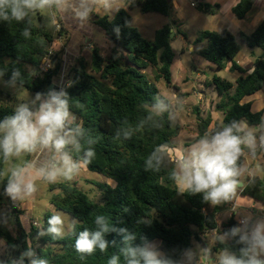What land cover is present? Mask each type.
<instances>
[{
	"label": "trees",
	"instance_id": "1",
	"mask_svg": "<svg viewBox=\"0 0 264 264\" xmlns=\"http://www.w3.org/2000/svg\"><path fill=\"white\" fill-rule=\"evenodd\" d=\"M124 3L125 7L113 17L106 15L95 19L97 26L119 49L115 47L109 56L103 57L93 48L90 60L84 56L77 58L71 70L70 86L66 89L72 97L71 110L92 136L100 137L99 142L94 145L96 156L87 169L98 172L117 184H97L103 192L102 203L92 200L75 183L51 184L52 190H59L51 196V205L78 221L76 232L84 228L94 230L95 217L104 215L117 228L127 227L150 240H159L165 248L189 247L194 242L205 245V237L214 229H219V207L204 204L200 195L179 194L173 182L168 179L171 166L159 173L144 171L146 157L160 144L173 145V140L179 136L180 126L169 122L165 115L162 129L145 130L123 142L113 141L116 130L125 119L135 123L138 117L144 115L140 105L160 95L156 82L164 80L167 85L172 86V64L175 57L169 24L157 30L153 40H147L132 26V16L129 13L130 9L140 6L143 13L169 16L173 11L171 1L124 0ZM216 7L217 5L202 2L198 6L207 14H215ZM251 7V0H240L232 8V14L241 19ZM38 18L41 21L40 15ZM36 25L31 39L26 40L20 35L24 24L0 22V69L7 72L4 79L7 80L11 70L18 67L24 77L22 87L35 93L45 92L52 85L54 77L61 70L67 43L63 39L65 32L62 28L58 34L63 43L53 57V68L32 77L29 73L32 68L36 71L40 69L42 59L49 53L56 36L41 22ZM116 27L120 29L119 38L114 32ZM40 39L46 42L44 47L37 43ZM204 42L207 46L200 49L198 55L219 69L226 68L230 63V72L239 74L235 82L214 76L207 83L208 86H214L221 97L216 109L224 115L222 124L233 119L246 120L250 125L258 124L262 113H253L251 104L242 103V100L264 88V20L248 35L240 33L236 36L228 29H223L220 33L201 31L196 43ZM242 44L251 49H261V54L254 60L251 73H247L235 60ZM149 69L153 71L154 79L150 78L147 72ZM174 87L177 88L176 85ZM10 97L9 93L0 89V119L12 114L14 108L6 104ZM77 102L84 105L83 110L76 107ZM194 112L198 119L197 138L211 127L212 119L210 116L202 118L198 106L194 107ZM0 167L4 165L0 163ZM4 183L6 180L0 181V204L9 203L11 211L8 212L15 217L16 231L13 234L0 228V240L9 246L17 244L23 250L28 243L33 247L37 244L40 246L36 250L37 255L47 259L49 264H107L111 255L119 254L121 237L116 233L106 236L109 241H116V245H110L106 253L97 250L93 255L81 259L74 247V235H67L62 240H52L48 236H37L39 226L33 225L29 232L26 231L18 215H15L18 214L17 208L3 194ZM242 195L264 206V176H257L255 185H247ZM51 215L53 214L50 212L45 214L43 228L47 227V220ZM138 219L152 220V223H137ZM236 223L237 220L231 217L221 224V230ZM232 247L236 250L237 246ZM218 248L219 245L214 251ZM13 254L19 255V251Z\"/></svg>",
	"mask_w": 264,
	"mask_h": 264
},
{
	"label": "clouds",
	"instance_id": "2",
	"mask_svg": "<svg viewBox=\"0 0 264 264\" xmlns=\"http://www.w3.org/2000/svg\"><path fill=\"white\" fill-rule=\"evenodd\" d=\"M120 9L118 0H0V22L24 24L20 35L27 40L37 26L38 15H43L49 29H58L61 17L85 27L97 10L112 14ZM114 32L119 38V27ZM37 43L41 47L46 44L43 39ZM6 74L0 69V85L10 89L23 85L20 68H13L7 80ZM29 74L34 77L37 72L32 68ZM68 86L36 92L27 102L18 103L12 114L0 119V163L4 165L0 167V181L6 180L3 194L16 207L34 197L37 181H72L96 156L94 145L100 137L92 136L71 110ZM76 107L84 109L79 102ZM184 108L183 98L156 95L140 105L144 115L135 123L127 119L122 122L113 141L123 142L145 130L162 129L165 115L169 122H175ZM259 153H264V116L256 125L233 119L210 127L183 149L160 144L146 157V172L159 173L171 166L168 179L179 194L200 195L202 202L212 207L233 205L237 223L225 230L221 225L214 229L211 244L165 248L161 241L150 240L127 227L117 228L104 215L95 217L94 230L76 232L75 219L66 226L62 214L55 213L48 218L46 228L38 227L37 236L62 240L74 235L75 250L84 259L97 250L106 253L110 245L115 246L116 241L106 236L116 233L121 237L119 254L111 255L107 264H264V215L257 214L264 213V206L240 210L234 207L238 190L256 183L257 175L248 159H255ZM137 223L150 225L152 220L138 219ZM0 228L14 232L13 217L7 210H0ZM232 245L237 246L236 250ZM16 251L19 255H12ZM4 255L8 259H0V264H49L37 255L31 243L20 250L17 244L9 246L0 241V256Z\"/></svg>",
	"mask_w": 264,
	"mask_h": 264
},
{
	"label": "rangeland",
	"instance_id": "3",
	"mask_svg": "<svg viewBox=\"0 0 264 264\" xmlns=\"http://www.w3.org/2000/svg\"><path fill=\"white\" fill-rule=\"evenodd\" d=\"M118 6L120 8L125 7L124 0H118ZM97 12L98 16L108 15L113 17L118 11L113 12L112 14L105 13L102 10H97ZM129 13L132 16V26L136 28L142 37L147 40H153L156 31L163 26L167 24L171 26V47L175 55L172 64V86L167 85L164 80H160L156 83L161 96L174 98V95H177V97L183 98L186 101L184 110L178 114L179 119L188 123V126L191 127L192 130H195V134L198 135V119L197 114L194 112V107L198 106L200 116L202 118L210 116L212 119L211 124L213 126L216 124H222L224 115L222 112L216 109V104L220 101L221 97L214 89V86H208L207 83L211 82L214 76L235 82L237 73H232L230 70L227 71L226 68L219 69L216 65L210 63L198 55L197 52L200 49L206 47L207 43H196L201 31H211L217 33L222 31L219 21L214 17L216 13H204L198 7L193 8L190 5V2L186 0H182L181 9L179 10V14L183 16V19H179L176 15L177 12L174 10L169 16H164L159 13H143L140 9V6L130 9ZM40 16L41 21H39V18H37L35 22H41L43 25H45L43 15ZM47 29L51 32L55 30L49 29L48 27ZM93 35L94 38L87 42L86 45H89L90 43V46L96 48L103 57L109 56L111 50L116 47V44L111 42L103 33L99 32L98 30H95ZM67 38L65 36L63 39L67 40ZM242 47V53L248 54L249 52H252V49L247 45H243ZM54 49L56 48L54 47ZM84 57L90 60L92 57V51H85ZM147 72L150 78L154 79L153 71L149 69ZM175 85H177L178 89H180L183 93L181 91L176 92L178 89L174 87ZM0 89L10 94L11 97L7 99L6 104L12 108H14L18 103L27 102L32 96L35 95V92L30 91L22 86H18L16 89H10L0 85ZM174 123L179 125V121H177V119ZM179 126L180 128H184L182 124ZM183 148H185V146L181 144V149ZM259 166V174L263 177L264 167L262 165ZM61 182H68L71 184L75 183L77 187H79L97 203H102L103 201V192L97 187L98 183H106L111 186H113V183L114 185L117 184L116 181L109 179L98 172H93L87 168L81 170V172L72 181L61 180L57 183ZM50 186L51 184L44 181H37L38 191L34 197L21 202H27L32 206L31 210L27 211V213L30 212L31 215V218H29L31 227L34 225V223H37L39 227H43L45 214L48 212L52 214H62L66 226L69 225L73 219H75L68 213L56 210L53 208V205L51 206V196L54 193H58L59 190H52ZM0 210L11 211L9 203L6 202V204H0ZM11 216L13 217V221L15 223V217L13 215ZM25 217L26 216H24V218ZM24 218L20 216L19 221H21L22 226L25 224L23 223ZM15 231L14 225V232L12 233L15 234ZM205 240L210 242L212 239L207 235ZM196 243L197 242H194V244ZM39 247L40 246L37 244L34 245V250H38ZM12 255L17 256L13 253ZM0 259L7 260L8 256H0Z\"/></svg>",
	"mask_w": 264,
	"mask_h": 264
},
{
	"label": "crops",
	"instance_id": "4",
	"mask_svg": "<svg viewBox=\"0 0 264 264\" xmlns=\"http://www.w3.org/2000/svg\"><path fill=\"white\" fill-rule=\"evenodd\" d=\"M173 5V10L177 12V17L179 19H183V16L179 14V10L181 9V2L182 0H170ZM189 1L190 0H186ZM240 0H201L203 4H210L212 6L217 5V12L214 17L216 20L219 21L221 30L228 29L230 32H232L234 35H239L240 33L244 34H251L253 33L256 28L259 26V24L264 20V0H251L252 7L250 11L241 19H238L232 14V8L239 2ZM98 17V14H93L91 17V20L89 22V25L85 27H78L75 25V23L65 17H61L59 21L61 22L62 28L64 29L65 36L67 38V43L65 45L64 54L62 56V66L59 73L54 77L52 88L56 87H64L65 85L69 84L71 79V70L73 66L75 65V61L80 56H84L85 51H92L93 46L86 45L87 42L92 40L94 38L93 32L95 30H98L99 32L104 34V31L97 26L95 23V19ZM53 33H55L53 31ZM105 35V34H104ZM106 36V35H105ZM61 43L56 42L54 44L55 50H60ZM241 45L240 52L236 55L235 60L236 62L244 68L247 73H251L253 71V64L254 60L257 56L261 54V50L259 48H252V52H249L248 54L242 53L243 46ZM29 70H31L30 66H27ZM230 63L227 65L226 70L229 71ZM239 74L237 73V77ZM235 78V80L237 79ZM177 86V85H176ZM178 88V87H177ZM50 89V88H49ZM181 90L178 89L176 92H180ZM182 92V91H181ZM183 93V92H182ZM174 97H177V95H174ZM242 103H250L251 104V111L253 113H262V116L264 115V88L257 93L246 96ZM186 104V101H185ZM177 121H179V125L182 124L184 128H180L179 136L176 137L173 140V147L177 149H181V144L185 146H189L191 143L194 142V139L196 138L197 134H195V130H192L191 127L188 126V123L181 121L179 117L177 116ZM211 127H214L211 124ZM198 131V130H197ZM28 159H31V157H27ZM249 166L256 172L257 176L262 177V175L259 174L260 166L262 165L264 167V153H259L255 159H248ZM259 164V165H258ZM245 188V187H244ZM243 188V189H244ZM243 189L238 190L237 198L234 201V207L236 210H240L243 208L251 207V206H263L261 203H258L254 201L253 199L246 197L242 195ZM11 204L13 205L12 201L10 200ZM6 204V203H5ZM14 206V205H13ZM52 206V205H51ZM16 207V206H14ZM31 204L29 203H20L17 208L18 210V217L20 220V216L24 218L25 223L23 225V228L26 231H30L31 228V222L29 221V218H31L30 212L27 213L28 210H31ZM220 211L217 217L218 221V228H220V225L227 221L229 218L234 217L235 220H237V217L235 213L233 212V205L225 204L222 206H218ZM54 208V207H53ZM253 211H256L253 209ZM258 215H264V213H260L257 211ZM21 223V221H20ZM30 226V227H29ZM16 230V227H15ZM212 240L210 242H207L206 244L213 243V231L209 233L208 235Z\"/></svg>",
	"mask_w": 264,
	"mask_h": 264
},
{
	"label": "built area",
	"instance_id": "5",
	"mask_svg": "<svg viewBox=\"0 0 264 264\" xmlns=\"http://www.w3.org/2000/svg\"><path fill=\"white\" fill-rule=\"evenodd\" d=\"M200 3H201V0H190V5L193 8H197ZM58 22H59L60 27L58 29H55L56 36H55L53 45L50 47L49 53L45 57H43L41 65H40V69L38 71H36L37 74L47 72L53 68V65H54L53 57L57 53V51L54 49V44L56 42L62 44V37L58 34L60 31H62V25H61L60 21H58ZM61 47H62V45H61ZM34 226H38L37 223H34Z\"/></svg>",
	"mask_w": 264,
	"mask_h": 264
},
{
	"label": "water",
	"instance_id": "6",
	"mask_svg": "<svg viewBox=\"0 0 264 264\" xmlns=\"http://www.w3.org/2000/svg\"><path fill=\"white\" fill-rule=\"evenodd\" d=\"M49 88H52V85H50V87Z\"/></svg>",
	"mask_w": 264,
	"mask_h": 264
}]
</instances>
